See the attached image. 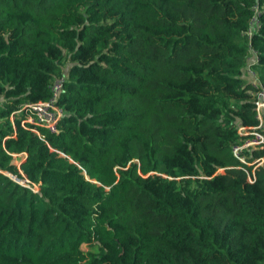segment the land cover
<instances>
[{
  "label": "trees",
  "instance_id": "trees-1",
  "mask_svg": "<svg viewBox=\"0 0 264 264\" xmlns=\"http://www.w3.org/2000/svg\"><path fill=\"white\" fill-rule=\"evenodd\" d=\"M252 50L264 0H0V264H264Z\"/></svg>",
  "mask_w": 264,
  "mask_h": 264
},
{
  "label": "built area",
  "instance_id": "built-area-1",
  "mask_svg": "<svg viewBox=\"0 0 264 264\" xmlns=\"http://www.w3.org/2000/svg\"><path fill=\"white\" fill-rule=\"evenodd\" d=\"M261 23L259 19V10L256 7L255 14L253 15L250 28L246 32L249 38H252ZM253 57L247 67V72L253 77L252 84L255 87L254 97L256 98V111L259 124L254 127H240L239 132L241 134L250 135L242 145L235 146L234 155L245 165H261L264 162L263 157H258L251 163H248L244 156L241 155L240 151L244 148L256 147L264 143V83L262 82L259 73L255 72L251 68V63L258 60V54L255 50H252ZM65 77H58L52 84L53 95L50 99L44 101H37L27 103L23 109L26 111V118L22 121V125L25 128H29L40 134L39 127L49 129L54 133H59V122L65 116L64 108L59 104L60 94L64 86ZM248 173V180L253 182L256 178L255 169L250 172L249 169L241 166Z\"/></svg>",
  "mask_w": 264,
  "mask_h": 264
},
{
  "label": "rangeland",
  "instance_id": "rangeland-1",
  "mask_svg": "<svg viewBox=\"0 0 264 264\" xmlns=\"http://www.w3.org/2000/svg\"><path fill=\"white\" fill-rule=\"evenodd\" d=\"M25 156H26L25 154H20V155H19V154H16V155H15V160H14L15 164H17V165L19 166L20 163H21V160H22ZM245 159H246V158H245ZM246 161H247L248 163H251V162H252V161H249V160H247V159H246ZM244 164H245V163H244ZM247 166H249V165L246 164V166H243V167L247 168ZM251 166L253 167V169H255V167H256L257 165L252 164ZM253 169H252V170H253ZM218 172H219V173H224V172H225V169H220ZM12 177H13L14 180L16 181L15 177H17V176L13 175ZM17 178H18L17 180H19L20 182H22L23 184H25V183H24L25 180H23V179H21V178H19V177H17ZM19 181H17V182H19ZM25 185L34 188L35 191H37V190L39 189V187H38L37 185H33V184H31L30 182H28V181L26 182ZM84 249L87 250V249H88V246H87V245H84ZM94 249H95V248H94Z\"/></svg>",
  "mask_w": 264,
  "mask_h": 264
},
{
  "label": "water",
  "instance_id": "water-1",
  "mask_svg": "<svg viewBox=\"0 0 264 264\" xmlns=\"http://www.w3.org/2000/svg\"><path fill=\"white\" fill-rule=\"evenodd\" d=\"M23 161H21V163H22ZM21 163H20V165L19 166H21ZM87 178H89L88 176H87ZM94 182H96V181H94ZM19 183H21V182H19ZM21 184H23V183H21ZM25 185V184H24ZM27 186V185H26ZM109 189V188H108Z\"/></svg>",
  "mask_w": 264,
  "mask_h": 264
},
{
  "label": "clouds",
  "instance_id": "clouds-1",
  "mask_svg": "<svg viewBox=\"0 0 264 264\" xmlns=\"http://www.w3.org/2000/svg\"><path fill=\"white\" fill-rule=\"evenodd\" d=\"M250 166V165H249ZM249 169V168H248ZM251 172V171H250Z\"/></svg>",
  "mask_w": 264,
  "mask_h": 264
},
{
  "label": "crops",
  "instance_id": "crops-1",
  "mask_svg": "<svg viewBox=\"0 0 264 264\" xmlns=\"http://www.w3.org/2000/svg\"><path fill=\"white\" fill-rule=\"evenodd\" d=\"M252 55H253V53H252ZM26 155V154H25Z\"/></svg>",
  "mask_w": 264,
  "mask_h": 264
}]
</instances>
